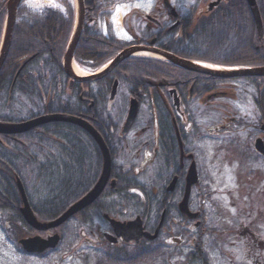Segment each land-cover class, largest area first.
I'll list each match as a JSON object with an SVG mask.
<instances>
[{"label":"trees","instance_id":"16d2710c","mask_svg":"<svg viewBox=\"0 0 264 264\" xmlns=\"http://www.w3.org/2000/svg\"><path fill=\"white\" fill-rule=\"evenodd\" d=\"M9 1L0 0V50ZM29 1L31 0H24L18 10V22L11 49L0 71L2 124H22L57 114L77 116L82 106L79 100L80 88H83V92L84 88L87 89L82 85L72 92L63 71L64 56L76 24L74 5L70 0H51L58 8L42 5L41 9L35 11L28 7ZM92 1L85 0V4L90 6ZM202 1L205 11L203 16L185 20L181 35L169 40L167 50L180 58L212 66L264 68V36L259 37L256 22L246 0L222 2L213 12H208L207 5L215 0ZM256 2L264 28V0ZM101 6L107 8L108 4ZM101 15L96 11L87 13L82 38L75 53L76 63L93 71L99 70L119 53L114 43L116 41L106 40L102 36ZM138 61L154 64L157 71L170 68L185 74L183 70L167 63ZM217 81L244 82L256 91L253 100L255 117L237 118L234 124L237 132H254L255 129L264 127V78ZM160 105L166 110L164 104ZM71 128V124L53 123L18 136L0 135V222L6 227L8 236L16 242L26 238L28 232L34 233L18 211V208L22 207V200L17 179H20L26 190L33 212L43 223L58 219L86 194L85 184L71 183L67 179ZM237 155L241 169L246 170L253 159L243 151H237ZM26 158L28 162L33 160L34 169L41 163L42 182L25 178ZM32 164H28V167ZM168 183L163 174L148 184L142 181H121L111 197L105 198V191L98 207L84 210L58 232L63 237L68 225L73 221L86 233H92L98 228V238L108 251L104 254L105 259L104 255L98 257L96 264H147L151 261L156 263L163 255L164 258L169 257L165 246L154 247L159 239L152 243L143 241L134 246L124 243L110 245L102 237L99 224L108 226L105 215L122 222L141 217L150 228L159 224L165 212L166 218L160 237L164 231L172 234L174 229H181L185 234L191 235L190 251L178 254L184 257V264H212L205 243L206 238L214 234L213 229L206 225V218L202 213L197 220L200 222L197 229L192 226L194 222L182 219L177 205L183 189L179 192L178 188L175 195L168 194ZM181 184L183 186L182 181ZM39 190L42 191L41 195ZM204 192H201L204 206L199 212L205 210L206 201L209 199V195ZM171 239H174V236ZM178 247L174 245L173 250L178 252Z\"/></svg>","mask_w":264,"mask_h":264},{"label":"flooded vegetation","instance_id":"af4514ba","mask_svg":"<svg viewBox=\"0 0 264 264\" xmlns=\"http://www.w3.org/2000/svg\"><path fill=\"white\" fill-rule=\"evenodd\" d=\"M104 3L108 4L107 8L101 6ZM85 6L87 13L96 11L102 14V36L106 40L116 41L114 43L119 49L118 55L131 48L173 54L167 50L169 40L181 35L185 20L199 19L205 12L202 0H178L175 3L171 0H93L90 6ZM171 9L175 11L177 18L172 17ZM116 14L120 23L117 26L113 21ZM115 29L122 31L123 36H117ZM87 69L92 71L89 67ZM184 72L185 74L170 68L157 71L154 64L131 58L96 82H74L70 86L71 81L68 79L72 92L82 85L87 87L84 92L80 88L79 100L82 106L74 117L86 122L97 135L96 137L75 125H72L69 133L67 179L71 183L85 184V196L102 177L106 163L102 145L108 151L111 161V176L105 198L114 194L113 191L121 181L149 182L160 178L161 174L169 181L166 190L177 180L174 191L167 190L168 194L175 195L178 188L179 192L182 189L185 191L189 167L195 163L198 169L199 144L203 137L199 122L205 117L214 123L216 106L220 105L218 102L235 100L236 94L235 82H220L215 78ZM115 86L116 93L113 96ZM132 104L137 107V116L127 128ZM160 104H164L166 110ZM237 118L230 119V125H234ZM210 129L212 136L220 131L232 134L231 130H234L230 128L229 132L225 131L229 130V126H214ZM247 132L255 138V156L264 159L255 150L258 140L264 143V127ZM24 163L25 178L42 182L41 163L36 165V169L33 167V160L28 162L26 158ZM28 164L32 165L28 167ZM198 174L200 178L199 170ZM112 183L116 184L114 189ZM38 193L41 195L42 191L39 190ZM102 196L90 208L96 207ZM22 208L23 206L18 208L19 213ZM0 227L17 253L25 258L45 259L57 251L29 254L21 247V240L14 241L8 236L6 227L1 223ZM144 227L145 231L151 229L152 233L157 228L152 225L149 229L146 222ZM55 234L28 232L27 239L40 237L47 240ZM103 234L113 235V231L111 229ZM120 244L122 240L117 245Z\"/></svg>","mask_w":264,"mask_h":264},{"label":"rangeland","instance_id":"374dc122","mask_svg":"<svg viewBox=\"0 0 264 264\" xmlns=\"http://www.w3.org/2000/svg\"><path fill=\"white\" fill-rule=\"evenodd\" d=\"M171 1L175 3L178 0ZM27 5L38 11L42 5L53 6L54 3L50 0H31ZM113 21L115 26L120 25L118 14ZM115 32L117 36H123L122 31L115 29ZM82 70L93 74L89 70ZM234 86L235 100L218 102L220 105L216 106L214 123L205 117L199 122L203 131L198 152L200 185L193 192L190 207L193 212H199L204 206L201 192L209 195L206 208L200 213L206 218L209 229L214 231L205 243L212 264H264V160H259L254 154L255 138L247 131H235V125H230L233 118L255 117L253 100L256 91L244 82H235ZM214 126H229V130H225L228 132L230 128L234 130H231L232 134L220 131L212 136L210 128ZM236 149L253 159L244 171ZM99 225L101 234L108 231V226ZM97 230L86 233L73 221L64 232L55 253L45 259H31L17 253L0 227V264H96L98 257L106 255L108 251L100 242ZM172 236L174 239H171ZM156 244L154 247L165 246L169 257L164 258L163 255L158 262L147 264H184V257L178 254L190 251L191 235L181 229H174L172 234L164 231ZM174 245L179 246L178 252L173 250Z\"/></svg>","mask_w":264,"mask_h":264},{"label":"water","instance_id":"95a60500","mask_svg":"<svg viewBox=\"0 0 264 264\" xmlns=\"http://www.w3.org/2000/svg\"><path fill=\"white\" fill-rule=\"evenodd\" d=\"M223 1H228V0H217L216 2L210 4L209 12H212ZM22 2L23 0H10L7 4V19L5 25V34L3 38L2 48L0 51V71L5 64L11 49L13 34H14L15 26L17 24L18 10ZM75 2H76V11H77V22L72 40L70 42V45L67 49L66 55L63 60V70L65 75L71 80L70 86H72L74 82L83 83V82L99 81L104 77H106L109 73H111L120 63L132 58L138 52H148L151 54L162 56L167 60L168 63L184 71L194 74H200L212 78H217L221 80L264 78V68L230 69V70H236V72L234 73L212 72L209 70L198 68L197 66H195L196 62H190L188 60L179 58L175 55L161 52L158 50H146L144 48H131L121 53L113 62V64L109 66L108 70L105 71L104 69L100 71V73L103 72L100 75L92 76L88 78H82V79L77 78L73 74L72 66L74 63L75 52L82 37L86 10L84 5V0H75ZM246 2L256 22L259 37L263 38L264 28L256 0H246ZM171 15L172 17L177 18V14L173 9H171ZM115 93H116V86L114 88L113 96L115 95ZM175 102H176V107L178 108L179 103L177 100ZM136 116H137V107H135L134 104H132L128 121L126 124L127 128L132 125ZM52 123L72 124L81 127L82 129L88 130L90 133H92L94 136L97 137L96 133L86 122L78 118L63 116V115L41 117L22 124L0 123V135H4V136L22 135L33 129ZM101 144L103 143L101 142ZM102 147L103 150L105 151L106 163L100 181L96 184L95 188L87 196H85L76 204H74L72 207H70L61 217H59L57 220L53 222L43 224L37 220V218L35 217L34 213L32 212L29 206V202L25 195L23 185L21 184V182L18 181L17 185L23 202L21 215L28 226H30L32 229H34L37 232H48L52 230H57L63 225H65L72 218H74L76 215H78L85 209L92 206L100 198V196L103 194L109 183L110 174H111V161H110L109 153L104 147V145H102ZM255 150L258 154L264 157V143L261 140H258L256 142ZM176 182L177 180H174L173 183L170 185V187L168 188L169 192L174 191ZM197 184H198V173H197L196 165L195 163H193L190 166L187 174L186 188H185L183 200L178 206V210L181 216L187 221H194L199 216L198 214H193L189 208L192 188L195 187ZM114 185L115 184H113V186ZM165 215L166 213L164 212L161 217L160 224L153 235L145 232L144 224L141 218H137L136 220L128 223H120L111 220L108 216H105V219L109 222V224L113 229L114 236L104 235V238L108 243L112 245H116L119 240H122L125 244H130V243L139 244L140 241L143 239H146L148 241H155L158 239L159 233L163 227ZM199 225L200 224H197L196 227H199ZM60 240L61 238L59 235H55L47 240H43L37 237L29 240H23L20 242V245L29 254H35V253L42 254L48 249H55L59 245Z\"/></svg>","mask_w":264,"mask_h":264},{"label":"bare ground","instance_id":"6f19581e","mask_svg":"<svg viewBox=\"0 0 264 264\" xmlns=\"http://www.w3.org/2000/svg\"><path fill=\"white\" fill-rule=\"evenodd\" d=\"M133 57L135 58H144V59H150V60H155V61H161V62H166L167 60L162 57L158 56L156 54H151L148 52H138L136 53ZM195 66L201 69L209 70L212 72H220V73H234L236 70H230L222 67H217V66H210L207 64H201V63H196ZM73 74L77 78H88L91 74L84 72L81 68H79L77 65L73 64L72 66Z\"/></svg>","mask_w":264,"mask_h":264}]
</instances>
